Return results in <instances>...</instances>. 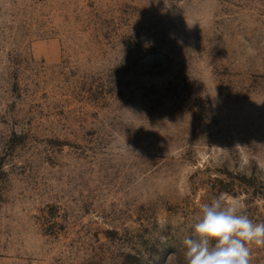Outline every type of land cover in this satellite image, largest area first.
Instances as JSON below:
<instances>
[{"label":"rangeland","instance_id":"obj_1","mask_svg":"<svg viewBox=\"0 0 264 264\" xmlns=\"http://www.w3.org/2000/svg\"><path fill=\"white\" fill-rule=\"evenodd\" d=\"M219 196L264 222V0H0V264H186Z\"/></svg>","mask_w":264,"mask_h":264},{"label":"clouds","instance_id":"obj_2","mask_svg":"<svg viewBox=\"0 0 264 264\" xmlns=\"http://www.w3.org/2000/svg\"><path fill=\"white\" fill-rule=\"evenodd\" d=\"M244 209L224 196L202 204L182 240L186 264H250L252 246L264 247V222H254Z\"/></svg>","mask_w":264,"mask_h":264}]
</instances>
